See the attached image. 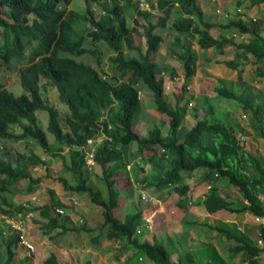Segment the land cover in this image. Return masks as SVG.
I'll return each instance as SVG.
<instances>
[{
	"label": "trees",
	"instance_id": "obj_1",
	"mask_svg": "<svg viewBox=\"0 0 264 264\" xmlns=\"http://www.w3.org/2000/svg\"><path fill=\"white\" fill-rule=\"evenodd\" d=\"M70 1L0 0V60L4 64L20 62L17 74L24 89L23 93L15 95L0 82V139L34 140L46 152L61 158L62 167L70 171L75 180V184L71 185L66 178L58 176L57 179L63 188L74 194L86 191L91 201L102 208V224L108 227L110 236L127 239L133 249L157 264H171L169 253L163 244L139 241L138 237L131 239L140 223V212L130 213L120 220L116 211L122 203L116 175L125 169L128 160L123 151L133 142L138 143L139 150L148 148L151 151L148 158L150 162L159 164L161 169L164 168L163 172L159 171L157 180L155 177L145 179L148 185L155 184V181L159 182V186L171 183L174 184V190L183 194L188 186L182 183L180 172L206 167L212 176L216 173L237 188L243 199V202L237 205L234 200L221 196L217 186L212 184L202 200L207 212L224 208L235 212L247 211L253 217H264V162L261 159V151L253 142H250V149L245 150L233 128L217 120L203 117L197 119L191 128H183L184 111L167 103L162 80L156 78L159 69L151 58L163 41L162 35L156 30L164 26L166 17L173 9L177 18L171 23V28L188 39L181 41L179 37H175L168 44L166 54L182 63L183 91L195 71L196 52L192 41L195 40L201 49L213 47L222 52L225 45H233L232 36L213 37L209 29L214 24L203 19V13L197 7L196 0H159L164 16L159 17L155 23L148 21L142 25V33L139 34L145 39L146 47L141 48L134 45L132 35L137 31L128 26L124 8L116 2L110 5L107 1L101 4L99 0H84L85 11L81 15L72 10L58 8L59 4L66 6ZM91 1L101 4L107 15L95 19L90 9ZM124 1L127 5L131 2ZM176 2L177 5L173 4ZM140 15L145 19L149 17L147 13L140 12ZM80 19L93 25L95 30L75 35V22ZM225 26L254 33L253 29L232 18ZM87 37L91 38L92 42H106L116 52L109 59L119 73L118 76L102 78L96 66L58 54V50L70 51L77 55L96 53L95 49L83 45ZM251 41L248 44L236 45L238 50L235 57L224 61L228 67L238 70V81H242L241 70L238 68L242 61L246 60L247 52H252L258 59L264 58V38L256 34L254 42ZM255 44H260L257 46L259 51L255 50ZM124 49L135 51V55H126ZM98 55L99 53H96V57ZM217 81L223 83V79ZM48 82L56 86L58 98L67 106V111L58 110L44 95L43 89ZM142 87L152 93L156 110L169 117L166 133L157 125L149 128L144 136H139L134 131L133 125L141 107L138 91ZM215 90L224 97L238 99L234 88L220 86L215 87ZM37 110L47 112V130L53 134L55 145L48 142L45 131L39 126ZM243 110L254 138L264 139V105L246 102ZM100 131L110 137V140L100 142L95 152L96 160L102 169L105 196L87 184L89 173L84 167L83 152L70 149V159L66 158V153H62L64 147L81 146L88 137H93ZM166 154L168 158H165ZM46 163L45 159L38 157L34 152L14 158L10 150L0 147V190L7 189L14 193L15 188L19 192H34L41 179L50 176V173L32 178L28 166H44ZM167 165L168 170L165 168ZM22 179L28 181L19 189L17 183ZM47 192L50 198L48 203L30 204L28 207L18 204L2 213H38L48 219L45 228L51 230L60 225L59 217L65 216L56 212V209L66 206L54 190L48 188ZM255 223L259 232L255 233V238H261L264 244V224ZM8 228L6 236L2 235L0 230V247L3 246L5 255V259L0 257V264H12L15 255L24 248L18 244L17 229L11 225H8ZM218 230L238 242L233 250L246 254L248 260L244 264H257L260 252L264 251V245L256 246L245 233L236 230ZM43 264L62 263L55 252L51 251Z\"/></svg>",
	"mask_w": 264,
	"mask_h": 264
},
{
	"label": "crops",
	"instance_id": "obj_2",
	"mask_svg": "<svg viewBox=\"0 0 264 264\" xmlns=\"http://www.w3.org/2000/svg\"><path fill=\"white\" fill-rule=\"evenodd\" d=\"M208 1L197 0V6L202 10L203 19L214 24L209 29L210 34L215 38L232 36L233 45L227 44L222 48V52H219L213 47L206 50L201 49L193 40L192 47L196 52L195 71L189 79L188 89L182 91L181 85L184 78L180 64H176L177 60L166 55L167 45L161 44L157 53V63L160 67L157 77L163 80L164 96L167 103L172 107L183 109V128H191L197 119L203 117L208 120L220 121L233 128L239 143L248 151L250 141L248 145L246 139L249 138L251 141L256 139L251 127H244L243 121L240 123L239 119L246 118L243 110L244 103L254 102L264 105V58L258 59L252 52L246 53V60L242 61V65L238 68L241 70L242 81L237 80L238 70L228 67L224 61L235 57L238 50L236 45L248 44L250 40L254 42L256 34L264 38V1L212 0L215 3L207 8ZM237 7L242 8V13L236 12ZM224 11L229 14L228 17L225 16ZM176 18L177 14L174 13L173 20ZM231 18L241 21L246 27L253 29L254 33L251 31L240 32L246 37L241 41L236 34L237 29L225 26ZM171 33L172 40L175 37H179L181 41L188 39L177 31L169 30L168 35L171 36ZM259 45L255 44L256 51H259L257 48ZM171 66L176 69L172 80L166 74L171 71ZM217 79H223V83H218ZM220 86L234 88L238 99L224 97L216 92L215 87ZM170 94L173 98L168 100ZM151 100V92L142 89L140 109L147 111V108L150 107L147 101ZM211 101H215V103H211ZM156 115L158 118L154 126H160L161 131L166 133L169 117L161 113H156ZM141 123H145L144 120L137 118L133 129L139 136H144L149 127L146 123L139 125ZM150 152L148 148L139 150L137 142L131 143L123 151V155L128 160L125 169H122L116 176L120 189L119 197L122 198V203L116 208L117 216L123 220L130 213L140 212L141 214L140 223L131 239L138 237L139 241L163 244L169 253L171 264L246 263L248 260L246 254L233 250L238 242L233 238H228L218 228L229 232L236 230L245 233L256 246L262 247L255 238V233H259L258 227L253 221V215L249 212H235L222 208L210 213L202 204L205 193L213 184L217 186L221 196L234 200L237 205H240L243 199L237 188L216 173L212 176L206 167L180 172L182 183L188 186L183 194L174 190V184L171 183L159 186V182L155 181V184L148 185L146 178L155 177L157 180L159 171H164V168L161 169L159 164L150 162L148 159ZM34 153L42 158L36 152ZM19 155L27 154L16 153L14 158ZM165 158H168L167 154ZM57 159L56 168L58 165L60 168L57 176H63L71 185L75 184L71 172L62 167L60 158L57 157ZM46 167H50V165L47 164L40 168L39 164H32L28 166V171L31 177L35 178L45 174ZM167 167L168 165L165 168ZM89 173L87 183L92 182L91 186L97 188L105 196V190L101 189L102 185L100 187L96 185L97 181L104 184L101 166L98 164ZM42 179L43 182H39L33 190L34 192L30 193L36 195L35 193L41 186V189L47 194V189L50 188L55 191L61 202L67 201L71 196H76L79 201L78 206L74 213L70 209H65V214H63L65 216L59 217L60 225L51 230L45 228L48 219L44 216L33 213L27 217L26 214L23 215L20 212L13 224L24 225L26 236L34 245L35 251L31 255L28 250L23 248L15 255L13 264H42L51 251L55 252L62 264L84 262L90 264H157L140 251L133 249L127 239L110 236L108 227L102 224V219H97L102 218V208L91 201L86 191L74 194L65 190L62 183L56 178L43 177ZM22 187L23 185L19 183L18 188ZM122 190L123 194H121ZM30 193L28 195L19 194L21 197L15 198L13 201L16 204L20 203L30 196ZM244 202L246 201L244 200ZM17 214H12V217ZM78 216L83 218L85 224L83 228L76 223ZM0 221L1 233L2 230H5L8 234L7 222L4 218H1ZM78 222H80L79 218ZM71 224L75 228L67 229L66 227H72ZM63 227L65 230L62 231ZM257 264H264L260 257H258Z\"/></svg>",
	"mask_w": 264,
	"mask_h": 264
},
{
	"label": "rangeland",
	"instance_id": "obj_3",
	"mask_svg": "<svg viewBox=\"0 0 264 264\" xmlns=\"http://www.w3.org/2000/svg\"><path fill=\"white\" fill-rule=\"evenodd\" d=\"M205 1H208V0H205ZM214 3H215L214 1L209 0L207 2L206 7L208 8L209 6L213 5ZM84 7H85L84 0H71L69 6L66 9L73 10V11H75V12H77V13H79L81 15L83 13V11H84ZM92 7H93V5H92ZM95 13H96V11H95ZM224 13H225V11H224ZM127 16L129 17L130 21L132 19H135L136 17H140V16L137 15L136 9H133V8L127 11ZM225 16H226V13H225ZM169 18H170V21H171V19L173 18V15H171ZM207 19H209V18L207 17ZM138 20H141V18H138ZM84 24H85L84 21L81 20V19L77 20L75 22V35H79V34L82 33ZM164 32L166 34H165L163 42H166L167 41V37L170 36V35H168L169 34V30L165 29ZM136 41H139V37H136ZM95 43H97L98 46ZM95 43L92 42L91 39L87 37L86 40L84 41L83 45L85 47H87V48H90V49H96L99 52V54L101 55L100 56V60L97 59L96 53H92V52L91 53H87L86 55L82 54V55H79V56H73V55H70V54H65V55L74 58L78 62H83V63L86 62L88 64L90 63L92 66H96L97 68L99 67L98 69L100 71H102L101 68H103L108 76H112L115 73V69H114L113 65L111 64V62H110V60L108 58H109V56H111L109 54L113 55L116 52L112 48H110L106 44V42H104L102 40L95 41ZM133 53L134 52H132V51L129 52V54H131V55ZM19 65H20V63L6 65V64H4V63H2L0 61V82H2L6 86V88L9 89L11 92H13L15 95H19V94L24 92V89H23V87L20 84L19 76L17 74ZM227 86L230 87L229 85H227ZM43 93L46 96V98L50 100V104L51 105H53L54 107H56L58 110H60L62 112L67 111V106L59 100L58 94H57V90L55 88L52 89V85L50 83H48L46 85V88L43 89ZM172 98L173 97L171 96V94L168 95V100H170ZM147 103H148V105L150 107L147 108V111H144V110L140 109L137 112L136 119L137 118L143 119L144 122L147 124V126L150 128V127H153L155 122L157 121L158 116L156 115V113H160V112H158L156 110V105L154 104L153 100H151L149 102L147 101ZM211 103H215V101H211ZM36 116H37V118L39 120V126L46 133L48 142L51 145H55V140H54L53 134H51L47 130V123H48V114H47V112L44 111V110H37L36 111ZM238 118H239V115H238ZM242 121H243V126L247 127L248 126L247 120H245L244 118L241 117L239 119V122L242 123ZM145 123H141L139 125H144ZM133 128H134V126H133ZM244 130L247 131L245 128H244ZM246 140L248 141V143H247L248 145H249V141L253 142V143L256 144L257 148L261 150V152H260L261 159L264 162V139L258 138L255 141H251V140H249V138H247ZM0 145H2L4 149L11 150L13 155H15L18 152L28 155L29 152L34 151L37 154H39L41 157H44V159H46V161H47V164L50 165V167H46L45 171L49 172L50 175L52 174L51 177L54 178L59 173V169H60L59 165L56 168L57 161H58L57 157L55 158V156H53L50 153L46 152L34 140L31 141L30 139H19V140L0 139ZM66 150H67V148H64L63 153L67 154ZM40 168H42V166H40ZM53 175H56V176H53ZM40 182H43V179ZM25 183H26V180L25 181L22 180L20 182V185H23ZM87 184L93 185L92 182H88ZM96 185L98 187H100V185H102L101 189L105 190V192H106L105 184H100V181H97ZM94 189H97V188H94ZM35 194L40 197V201L37 202L38 204L39 203H43L45 201H46V203H48L50 201L48 192H47V194L44 193V190L41 189V186L39 187V189L37 190V193H35ZM119 194H120V189H119ZM121 194H123V190L121 191ZM6 195L8 197L11 196L10 193H6ZM20 197H21V195L16 194L15 196H13V199L20 198ZM78 218L80 219L81 217L78 216ZM78 218H76V223L77 224H79ZM97 219L101 220L102 218H97ZM254 220H255V217H254ZM255 222H258V221L255 220Z\"/></svg>",
	"mask_w": 264,
	"mask_h": 264
},
{
	"label": "clouds",
	"instance_id": "obj_4",
	"mask_svg": "<svg viewBox=\"0 0 264 264\" xmlns=\"http://www.w3.org/2000/svg\"><path fill=\"white\" fill-rule=\"evenodd\" d=\"M108 2L110 5H111V3H113V2H116L118 5H120V6H122L123 8H124V16H125V18H126V22H127V24H128V26L129 27H133L134 29H136V31L137 32H135V33H133V35H132V37H133V40H134V45H138V46H140L141 48H145L146 47V45H145V39L144 38H142V36H141V34H139V33H142V25L143 24H147V22L148 21H151V22H153V23H155L156 22V20L159 18V17H161V16H164V14H163V10H162V8L160 7V1L159 0H131V2H130V4H126L125 3V1L124 0H99V2L102 4V3H105V2ZM70 4V3H69ZM69 4L68 5H66V6H64L63 4H59L58 5V8L60 9V8H65V11H68V10H70V9H66L68 6H69ZM84 4H85V2H84ZM101 4H99V3H97V2H95V1H91L90 2V5H91V11L93 12V17L95 18V19H98V18H100V16H106L107 14H106V9L103 7V6H101ZM173 4H175V5H177V2L176 3H173ZM92 5H93V7H92ZM196 5H197V0H196ZM198 7V6H197ZM136 9V11H137V15L138 16H140V17H136L135 19H132L131 21H130V19H129V17L127 16V11L128 10H130V9ZM199 8V7H198ZM238 8V7H237ZM239 8H241V7H239ZM242 9V8H241ZM96 11V13H95V11ZM73 11V10H72ZM84 11H85V7H84ZM84 11H83V13H84ZM202 11V10H201ZM75 12V11H74ZM140 12H142V13H147L148 15H149V17L148 18H144V17H142L141 15H140ZM236 12H237V9H236ZM82 13V14H83ZM174 13H176L175 12V10L173 9V11L170 13V15L168 16V17H166L167 19H166V23L164 24V26H160L159 28H158V30H156V32H159L161 35H162V37H163V41H164V37H165V32H164V30L165 29H168V30H173L172 28H171V23H173L175 20H173V18L171 19V21H170V16L171 15H173ZM237 13H242V12H237ZM79 14V13H78ZM31 16V15H30ZM229 16V14H227L226 13V17H228ZM138 18H141V20H138ZM85 23V22H84ZM90 30H95V28H94V26L93 25H91L90 23H85L84 24V27H83V30H82V32L84 31V33H87L88 31H90ZM239 31V30H238ZM236 31V34H237V36H238V38L241 40V41H243L244 39H246V37H245V35L243 34V33H240V32H242V31ZM240 35H243V38H240L239 36ZM136 37H139V41H136ZM142 38V39H141ZM172 38H173V36H172V33H171V36H169V37H167V43L166 42H163L162 41V45L163 44H166L167 46H168V44L171 42V40H172ZM91 39V38H90ZM86 40V39H85ZM95 43V42H94ZM97 46H98V44L97 43H95ZM107 44V43H106ZM108 45V44H107ZM160 47H161V45H160ZM160 49V48H159ZM159 49H158V51H159ZM166 49H167V47H166ZM30 50V49H29ZM29 50H28V52H29ZM205 50V49H204ZM95 51H96V53H99L96 49H95ZM125 53H126V55H128V56H133V55H135V51H132V52H134L132 55L131 54H129V52L130 51H127L126 49H124L123 50ZM158 51L157 52H155V53H153L152 55H151V58H152V60L156 63V65H157V67H158V69H159V71H158V73L160 72V67L158 66V64L159 63H157L158 62V59H157V53H158ZM166 51V50H165ZM58 54L60 55V56H65V57H69V56H66L65 54H70V55H73V56H79V55H77V54H73V53H71L70 51H65V50H58ZM116 54V53H115ZM115 54H113V55H115ZM86 55V54H85ZM109 55H111V56H113L112 54H109ZM167 55V54H166ZM100 54L97 56V59L98 60H100ZM110 57V56H109ZM69 58H72V57H69ZM173 58V57H172ZM74 59V58H73ZM109 59V58H108ZM173 59H175V58H173ZM75 60V59H74ZM110 60V59H109ZM176 60V59H175ZM1 61V60H0ZM2 62V61H1ZM78 62V61H77ZM3 63V62H2ZM17 63H20L19 61H17ZM17 63H15V64H17ZM83 63V62H82ZM86 63V62H85ZM175 63L176 64H180V68H181V70H182V73H183V69H182V63H180L178 60L177 61H175ZM243 63V62H242ZM10 64H14L13 62H11ZM9 63H7L6 65H10ZM86 64H88V63H86ZM90 64V63H89ZM112 64V63H111ZM113 65V64H112ZM242 65V64H241ZM20 66H21V64L18 66V68H20ZM99 68V67H98ZM102 69V71H100L101 72V74H102V78H112L113 76H118L119 75V73L118 72H116V69H115V73L112 75V76H108L107 75V73L104 71V69L103 68H101ZM158 73H156V78L157 79H161L162 80V78H159V77H157V74ZM167 75H168V77L172 80V79H174L173 78V76H174V74H176V69L173 67V66H171V71L168 73H166ZM183 78H184V74H183ZM120 80V79H119ZM184 82V81H183ZM48 83H50V82H48ZM51 84V83H50ZM162 84H163V80H162ZM52 85V84H51ZM182 86V85H181ZM56 89L57 90V88H56V86L55 85H52V89ZM142 89H146L145 87H142V88H140V90L138 91V97H139V99H140V101H141V98H142ZM188 89V85H187V87H186V90ZM148 90V89H147ZM181 90H182V87H181ZM149 91V90H148ZM183 91V90H182ZM163 93H164V86H163ZM57 94H58V92H57ZM152 94V93H151ZM152 99H153V97H152ZM63 103V102H62ZM245 115V114H244ZM246 116V115H245ZM168 117V116H167ZM48 124V123H47ZM134 126V125H133ZM137 133V132H136ZM25 139V138H24ZM88 139H92L93 140V142H92V144H91V146H93L94 147V143H96V145H95V152H96V149H97V146L99 145V143L100 142H102V141H104V140H110V137L109 136H107V135H105V133L103 132V131H100L97 135H95V136H93V137H88L87 139H86V141H85V143L83 144V145H81V146H78V145H73V146H71V147H66L67 148V154H66V158L67 159H69V150L70 149H74V150H81L82 152H83V159H84V167H85V169L88 171V173L89 172H92V170H89L88 169V167H87V165H86V159H85V151H84V148L85 147H87L88 146V143H87V140ZM99 139V140H98ZM98 140V141H97ZM0 147L2 148V149H4L3 148V146L2 145H0ZM65 148V147H64ZM64 148H63V150H64ZM6 150V149H5ZM7 150H9V149H7ZM63 150H62V153H63ZM10 152H11V150H10ZM31 152H34V151H31ZM31 152H29V154L31 153ZM18 153H20V152H18ZM11 154H12V152H11ZM57 157V156H56ZM59 158V157H58ZM42 159H44V157H42ZM46 160V159H45ZM60 160L62 161V159L60 158ZM95 160H96V157H95ZM63 162V161H62ZM97 165H98V162H97V160H96V165H95V167H94V169L97 167ZM41 166V165H40ZM93 169V170H94ZM49 173V172H48ZM90 174V173H89ZM72 175V174H71ZM48 177H51V175L50 176H48ZM57 177L58 176H56V177H54V178H56L57 179ZM22 180H26V183H27V179H22ZM22 180H20L18 183H17V186H18V184L22 181ZM58 180V179H57ZM26 183L25 184H23V187L26 185ZM21 189V188H20ZM15 192L14 193H10L7 189H2V190H0V219L1 218H4L5 219V221L7 222V225H11L12 227H14L15 229H17L16 231H18V233H19V235H18V237H20V235L21 234H23L26 238H27V236H26V232H25V227H24V225L23 224H21V225H16V224H13V221L14 220H16L17 218H18V216L20 215V212H18V214L15 216V217H12L13 215L12 214H10V213H5V214H3L2 212H6L8 209H13V207H14V205H18V204H20V205H22L23 207H28L30 204H36V205H38V201H40V197H38L37 195H34V194H32V193H30L29 195L30 196H27L26 197V199H24V200H22L20 203H15L14 201V199H13V196L15 195V194H27L28 195V193L27 192H25V191H17L15 188L13 189ZM48 190V189H47ZM53 190V189H52ZM6 193H10L11 194V196L10 197H8L7 195H6ZM80 194V193H79ZM35 197V198H34ZM71 197H75L76 198V203L74 204L73 203V201H71ZM67 201H65V202H63L64 204H65V208H57L56 209V212H58V213H60V214H65V209H70L71 210V212L72 213H74V211H75V209L77 208V206H78V199H77V197L76 196H71ZM35 199H37V200H35ZM14 200V201H13ZM59 209H62L63 210V212H59L58 210ZM34 212H32V211H30V212H27L26 213V216L27 217H30L32 214H33ZM14 214V213H13ZM16 214V213H15ZM7 215V216H6ZM3 216H5V217H3ZM9 217H12V218H9ZM79 226L81 227V228H83L84 227V224H83V218H80L79 219ZM72 227H74L73 225H72ZM75 228V227H74ZM9 232V231H8ZM2 235H4V236H6L7 235V232L5 231V230H2ZM27 240H28V238H27ZM29 241V240H28ZM30 242V241H29ZM31 243V242H30ZM19 244V243H18ZM32 244V243H31ZM20 245V244H19ZM33 245V244H32ZM23 247H24V250H28L29 252H30V254L32 255V253L35 251V247H34V245H33V248H30V247H26L25 245H23ZM0 257H1V259H5V255H4V251H3V246L2 247H0ZM45 260V259H44ZM43 260V261H44ZM13 264V263H12ZM43 264V263H42Z\"/></svg>",
	"mask_w": 264,
	"mask_h": 264
},
{
	"label": "built area",
	"instance_id": "obj_5",
	"mask_svg": "<svg viewBox=\"0 0 264 264\" xmlns=\"http://www.w3.org/2000/svg\"><path fill=\"white\" fill-rule=\"evenodd\" d=\"M242 11L243 10L241 8H239V7L237 8V12H242ZM239 37L243 38V35H240ZM92 142H93L92 139H88L87 140L88 146L84 148L86 165H87L89 170H93L95 165H96V160H95V145H96V143H94V147H93V146H91ZM141 166L143 167L142 164H141ZM35 200H37V199H35ZM71 201H73L74 204L77 202L75 197H71ZM58 211L63 212L62 209H59ZM255 220L258 222L261 221L260 223L264 224V217L256 216ZM257 240L260 243V245H262V246L264 245L261 238H258ZM18 243L20 245H25L26 247L33 248V245L27 240V238L23 234L20 235ZM259 257L263 260V263H264V251L260 252Z\"/></svg>",
	"mask_w": 264,
	"mask_h": 264
}]
</instances>
